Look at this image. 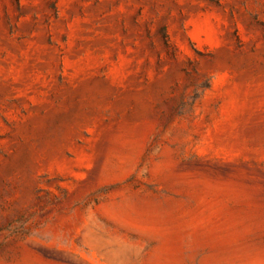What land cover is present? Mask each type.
Listing matches in <instances>:
<instances>
[{"label": "rangeland", "instance_id": "374dc122", "mask_svg": "<svg viewBox=\"0 0 264 264\" xmlns=\"http://www.w3.org/2000/svg\"><path fill=\"white\" fill-rule=\"evenodd\" d=\"M0 264H264V0H0Z\"/></svg>", "mask_w": 264, "mask_h": 264}]
</instances>
